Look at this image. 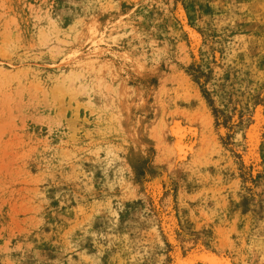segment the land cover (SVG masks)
I'll use <instances>...</instances> for the list:
<instances>
[{"label":"rangeland","instance_id":"374dc122","mask_svg":"<svg viewBox=\"0 0 264 264\" xmlns=\"http://www.w3.org/2000/svg\"><path fill=\"white\" fill-rule=\"evenodd\" d=\"M215 259L264 264V0H0V264Z\"/></svg>","mask_w":264,"mask_h":264},{"label":"bare ground","instance_id":"6f19581e","mask_svg":"<svg viewBox=\"0 0 264 264\" xmlns=\"http://www.w3.org/2000/svg\"><path fill=\"white\" fill-rule=\"evenodd\" d=\"M187 28V27H186ZM191 29V28H190ZM189 32H190V37L193 39V41L195 42V43H199L200 41H201V39H200V36H199V34L197 33V32H194L192 29L191 30H189ZM259 111V110H258ZM258 116H260V115H258ZM257 116V117H258ZM254 125V124H253ZM249 129V128H248ZM257 129V128H256ZM258 130V129H257ZM257 132H256V130L254 129V128H251V129H249V132H248V137H249V140H250V146H251V148L253 149V147H254V143H253V140L255 139V137L257 136ZM185 147V145L182 143L181 144V148H184ZM203 255V254H202ZM207 255V254H206ZM206 255H205V257H206ZM200 256V255H199ZM204 257V256H203ZM194 258V257H193ZM179 260V259H178ZM184 260V259H183ZM180 261V260H179ZM185 261V260H184ZM192 261V260H191ZM186 262V261H185ZM212 263L211 264H225V262H223L222 260H218V259H215V260H212L211 261ZM193 263V262H192ZM179 264H180V262H179ZM229 264V263H228Z\"/></svg>","mask_w":264,"mask_h":264}]
</instances>
